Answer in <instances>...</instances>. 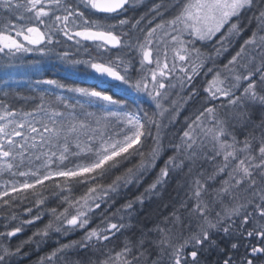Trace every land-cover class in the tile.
Masks as SVG:
<instances>
[{
	"label": "snow or ice",
	"instance_id": "snow-or-ice-1",
	"mask_svg": "<svg viewBox=\"0 0 264 264\" xmlns=\"http://www.w3.org/2000/svg\"><path fill=\"white\" fill-rule=\"evenodd\" d=\"M0 67V264H264V0H0Z\"/></svg>",
	"mask_w": 264,
	"mask_h": 264
},
{
	"label": "trees",
	"instance_id": "trees-1",
	"mask_svg": "<svg viewBox=\"0 0 264 264\" xmlns=\"http://www.w3.org/2000/svg\"><path fill=\"white\" fill-rule=\"evenodd\" d=\"M145 4L150 6L151 0L145 2ZM144 11H146V8H140L138 10V12L130 13V15H138V14L143 13ZM25 58L28 59V60H31V59H35L36 57L28 56V57H25ZM39 68H40V73H47V74L51 75V74L56 72V69L51 68L50 65L47 62L42 63L41 65H39ZM11 69H12V72H6V71L3 70V67H0V81L8 80L13 88L16 87V82L23 83L28 77L33 76V71L30 68H23L24 70H22V71H20L19 68H11ZM61 75H62V73H61ZM74 79H79L80 82L86 83V81L83 80V77L74 78ZM207 79H211V76H209ZM3 88H4V85L2 83H0V89H3ZM3 98L4 97L2 96V93H0V99H3ZM137 103H141V101L138 100ZM15 106L16 107H21V106H25L26 107L27 105H25L23 101H18V102H16ZM145 106H147V105L145 104ZM186 114L187 113L181 114L179 116L178 120L180 122H182L183 121V117ZM176 127L179 128L180 127V123H177ZM146 179L150 180L151 177H147ZM174 188H175V183H173L171 185L170 189H169V192H171V195L173 197L176 195L175 191H172V189H174ZM164 201L168 202V193L167 192L164 194ZM157 203L158 202L151 203V204L147 205L145 207V209H144V214H146V215L147 214H154L156 209H157ZM49 206H55V204L53 203V204H50ZM46 219L47 218H45V221H46ZM0 230H3V229H0ZM32 231H34V228H28L22 234H18L16 237L11 238V241H10L11 244L13 246H15V244L19 243L21 240L26 239L28 236H30L32 234ZM54 238L55 237H53V239L50 240L46 245H42L39 250H34L32 247H26L24 249V251L28 255H27V257L22 258L20 260V264H35L38 255H44L45 253L50 251L51 248L54 246V244H55V241L53 242ZM70 238L71 239H78L79 238V234L73 235ZM252 242L256 243L257 241L253 240ZM119 243H120L119 241H114V244L117 245V249L116 250H119V248H118ZM241 252H243V249H241ZM207 260H208L209 264H214L215 255L214 254L208 255L207 256Z\"/></svg>",
	"mask_w": 264,
	"mask_h": 264
},
{
	"label": "rangeland",
	"instance_id": "rangeland-1",
	"mask_svg": "<svg viewBox=\"0 0 264 264\" xmlns=\"http://www.w3.org/2000/svg\"><path fill=\"white\" fill-rule=\"evenodd\" d=\"M147 1H149V0H145V2H147ZM28 56H33V55L29 54ZM28 56H26V57H28ZM19 69H20V71L24 70L23 68H19ZM3 70L6 71V72H12V69L11 68H8V69L3 68ZM54 241H55V238H54L53 242Z\"/></svg>",
	"mask_w": 264,
	"mask_h": 264
},
{
	"label": "flooded vegetation",
	"instance_id": "flooded-vegetation-1",
	"mask_svg": "<svg viewBox=\"0 0 264 264\" xmlns=\"http://www.w3.org/2000/svg\"><path fill=\"white\" fill-rule=\"evenodd\" d=\"M86 83H88V84H91V83H92V81H86Z\"/></svg>",
	"mask_w": 264,
	"mask_h": 264
}]
</instances>
